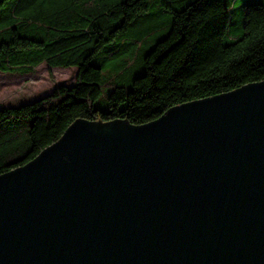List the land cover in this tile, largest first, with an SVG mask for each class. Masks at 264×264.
<instances>
[{
	"label": "water",
	"instance_id": "1",
	"mask_svg": "<svg viewBox=\"0 0 264 264\" xmlns=\"http://www.w3.org/2000/svg\"><path fill=\"white\" fill-rule=\"evenodd\" d=\"M0 264H264V82L75 121L0 176Z\"/></svg>",
	"mask_w": 264,
	"mask_h": 264
},
{
	"label": "trees",
	"instance_id": "2",
	"mask_svg": "<svg viewBox=\"0 0 264 264\" xmlns=\"http://www.w3.org/2000/svg\"><path fill=\"white\" fill-rule=\"evenodd\" d=\"M238 2L242 19L234 29L231 10ZM37 4L0 0V71L75 67L76 83L0 108V176L36 159L77 120L141 126L175 106L264 82V0ZM164 24L167 35L147 48ZM123 54L115 75L105 79V63Z\"/></svg>",
	"mask_w": 264,
	"mask_h": 264
},
{
	"label": "rangeland",
	"instance_id": "3",
	"mask_svg": "<svg viewBox=\"0 0 264 264\" xmlns=\"http://www.w3.org/2000/svg\"><path fill=\"white\" fill-rule=\"evenodd\" d=\"M240 4L238 2L231 10V23L234 29H238L241 25L242 10L239 8ZM167 33L168 30H166V25L164 24L163 29L156 31L145 46L152 49L154 44L164 38ZM118 42H115L114 46ZM126 57L127 54H123L119 60L105 63L103 68L105 79L115 75V64L121 59L125 60ZM76 77L77 68L75 67L51 68L47 64L38 66L32 73L12 74L0 71V108L17 107L31 103L51 93L60 85L71 87L76 83Z\"/></svg>",
	"mask_w": 264,
	"mask_h": 264
},
{
	"label": "snow or ice",
	"instance_id": "4",
	"mask_svg": "<svg viewBox=\"0 0 264 264\" xmlns=\"http://www.w3.org/2000/svg\"><path fill=\"white\" fill-rule=\"evenodd\" d=\"M117 2H118V0H117ZM43 3V0H38V4H37V6H39L40 4H42Z\"/></svg>",
	"mask_w": 264,
	"mask_h": 264
}]
</instances>
